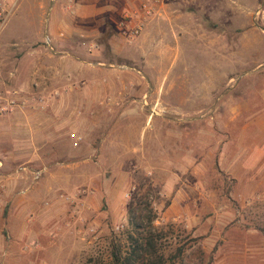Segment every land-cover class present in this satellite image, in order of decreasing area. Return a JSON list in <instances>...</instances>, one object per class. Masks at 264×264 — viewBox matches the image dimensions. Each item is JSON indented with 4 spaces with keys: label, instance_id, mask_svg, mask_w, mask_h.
Returning a JSON list of instances; mask_svg holds the SVG:
<instances>
[{
    "label": "rangeland",
    "instance_id": "rangeland-1",
    "mask_svg": "<svg viewBox=\"0 0 264 264\" xmlns=\"http://www.w3.org/2000/svg\"><path fill=\"white\" fill-rule=\"evenodd\" d=\"M42 1L0 0V264H106L139 202L264 264V0Z\"/></svg>",
    "mask_w": 264,
    "mask_h": 264
},
{
    "label": "trees",
    "instance_id": "trees-1",
    "mask_svg": "<svg viewBox=\"0 0 264 264\" xmlns=\"http://www.w3.org/2000/svg\"><path fill=\"white\" fill-rule=\"evenodd\" d=\"M145 206V207H144ZM157 213L147 204L137 203L129 210V224L132 233L126 239V249L121 244H112L109 253V262L106 264H195L187 263L184 259L185 251L197 243L198 237L192 236L185 227L181 226L180 231L186 237L185 242L174 249L169 246H162L161 231L153 225ZM198 264H211V257L205 256L200 250Z\"/></svg>",
    "mask_w": 264,
    "mask_h": 264
},
{
    "label": "crops",
    "instance_id": "crops-1",
    "mask_svg": "<svg viewBox=\"0 0 264 264\" xmlns=\"http://www.w3.org/2000/svg\"><path fill=\"white\" fill-rule=\"evenodd\" d=\"M67 2V8L72 9L78 13L93 11L92 8L101 1V13L102 12H118L123 10L127 6H132L137 0H53L54 5H59L61 2ZM37 6H43L42 0H36ZM60 6V5H59ZM87 17V16H86ZM55 25H52L54 28Z\"/></svg>",
    "mask_w": 264,
    "mask_h": 264
},
{
    "label": "built area",
    "instance_id": "built-area-1",
    "mask_svg": "<svg viewBox=\"0 0 264 264\" xmlns=\"http://www.w3.org/2000/svg\"><path fill=\"white\" fill-rule=\"evenodd\" d=\"M163 1L164 0H148V2L151 4L150 6H156L157 4H162ZM142 7L147 14H149V15L151 14L152 10H150L149 5H147V3H144L142 5ZM3 25H4V20H1L0 21V29L2 28Z\"/></svg>",
    "mask_w": 264,
    "mask_h": 264
}]
</instances>
